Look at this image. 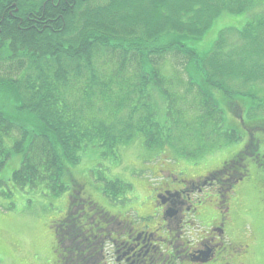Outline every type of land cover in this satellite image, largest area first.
I'll list each match as a JSON object with an SVG mask.
<instances>
[{
  "label": "trees",
  "instance_id": "1",
  "mask_svg": "<svg viewBox=\"0 0 264 264\" xmlns=\"http://www.w3.org/2000/svg\"><path fill=\"white\" fill-rule=\"evenodd\" d=\"M260 9L264 0H0V171L20 154L13 188L57 198L86 152L135 145L154 161L191 160L236 141L216 92L233 109L264 86V13L221 30L205 54L191 44L221 14ZM257 151L249 140L237 157L260 162ZM233 167L240 177L242 162ZM125 187L106 181L102 194L122 203ZM53 230L58 241L78 235Z\"/></svg>",
  "mask_w": 264,
  "mask_h": 264
},
{
  "label": "rangeland",
  "instance_id": "2",
  "mask_svg": "<svg viewBox=\"0 0 264 264\" xmlns=\"http://www.w3.org/2000/svg\"><path fill=\"white\" fill-rule=\"evenodd\" d=\"M263 13L264 9L251 15L221 14L212 22L202 38L192 43L191 46L197 53L205 54L211 49L221 30L240 31L250 20ZM246 92L248 97L243 98L244 105H235L233 109L227 105L228 98L224 94L216 92L215 99L219 108L223 110L225 126L234 131L235 137L238 139L225 144L215 154H208L201 160L191 159V163H189V167L196 169L190 173L189 177L191 178L204 175L212 170L217 171L227 161L244 153L251 138L257 141L260 162L255 159V156L249 155H245L241 161L242 166L245 167L242 170V172L245 171V178L233 190L231 198L233 221L227 234L221 237L223 248L225 250L233 249L228 264H264V86L254 89L247 88ZM230 100L232 101L231 98ZM239 112L238 119L234 114ZM137 148L134 145L122 151L120 156L113 158H102L97 152H86L81 156L80 161L71 167V176L74 177L75 182H78V185H84L86 192L84 197L89 195L91 200L105 213L112 216L123 214L125 218L129 217L128 219L133 222L148 224L150 219L142 220L137 212L146 208L141 200L150 194L148 179L155 180L151 181L152 183L160 179H156L150 171L161 164L173 167L172 163L181 159L164 156L154 161L152 160L153 154ZM210 155L212 157L208 158ZM21 159L22 155L20 154L12 155L0 171V264H55L59 261L62 253L57 247L54 248L53 224L64 214L68 206L66 204L67 196L72 191L67 189L59 197L53 198L51 195H42L39 191L13 188L10 178L12 172L20 166ZM166 174L167 172L163 173L161 177L164 178ZM185 175L184 172H181V176ZM231 176L225 185H219L218 189L216 188L220 194H224L232 182L239 178L234 173ZM223 178L227 177L222 175L220 179ZM114 179L130 186V188L125 187L124 193L117 194L118 200L123 201L122 203H113L102 194L103 184ZM183 181L185 180L183 179ZM209 192L211 193L209 198L203 196V193L196 195L200 202L202 200L204 202L203 205L198 204L196 208L198 217L196 225L193 224L195 222L193 217H190L193 226L191 230H188L187 236L193 245L198 244L203 236L211 233L210 227L215 224L213 219L218 222L217 217H220L215 209L218 206L216 190L211 189ZM196 196H193L194 202ZM75 203L71 204L65 219L75 217L77 226V224H82L83 219L78 220L79 215L75 216L77 210ZM201 217H204V220L201 221L199 219ZM163 230L165 236L166 229ZM81 237L79 236L76 241H80ZM62 245L65 246L66 243L63 241ZM109 246V243L101 245L104 260H100V262L113 264L106 258L110 257V252L107 251ZM241 255L244 257L242 260ZM50 260L52 261L49 262ZM191 263L200 264L198 262Z\"/></svg>",
  "mask_w": 264,
  "mask_h": 264
},
{
  "label": "flooded vegetation",
  "instance_id": "3",
  "mask_svg": "<svg viewBox=\"0 0 264 264\" xmlns=\"http://www.w3.org/2000/svg\"><path fill=\"white\" fill-rule=\"evenodd\" d=\"M210 157L212 155L208 156ZM237 158L234 157L227 161L217 171L212 170L204 175L192 177L193 179L189 176L196 169L189 167L191 160L188 159L174 161L173 167L161 164L152 169L150 171L152 175L156 179L160 178L155 183H150L151 179L147 181L153 202L150 204V195H148L142 201L146 208L137 212L142 220L150 219L148 224L133 222L125 218L123 214L112 216L105 213L103 209H99L100 207L91 200L89 195L84 197L86 192L83 184L81 186L78 183L72 184V187L70 186L72 192L67 196V205L69 206L70 201L77 202L75 216L79 215L77 219H83V221L77 226L75 217L59 221L66 213L68 214L67 206L62 217L54 222L62 223L66 228V235L71 231L78 233L75 237L67 236L64 241L65 246L62 245L61 236L58 241L54 233V248L57 247L62 253L55 264H107L104 261L100 262L104 260L101 245L104 246L107 243L110 244L107 249L110 257L106 258L113 264H192L191 262L228 264L233 249L225 250L221 237L231 228L234 217L231 211L232 193L237 184L245 178V171L240 172L241 176L232 182L224 194H220L217 187L225 185L228 178L232 177L231 174L238 172V168L226 167L234 166L242 161L240 158H238L239 161L236 160ZM165 172L167 174L162 178L161 175ZM181 172L186 175L181 176ZM222 175L227 178L220 179ZM211 189L216 190L218 206L215 209L220 217H217L218 222L213 219L215 224L210 227L211 233L203 236L198 244L193 245L187 236L188 230H191L193 226L190 217L197 214L198 204L204 202V200L200 202L196 195L203 193V196L209 198ZM194 195L196 196L195 202L193 201ZM163 229H166L165 236ZM79 236L83 238L81 242L76 241ZM240 258L244 259L242 255Z\"/></svg>",
  "mask_w": 264,
  "mask_h": 264
},
{
  "label": "crops",
  "instance_id": "4",
  "mask_svg": "<svg viewBox=\"0 0 264 264\" xmlns=\"http://www.w3.org/2000/svg\"><path fill=\"white\" fill-rule=\"evenodd\" d=\"M197 218H198V217H196V216H195V217H193V220L195 221V223L197 222V220H196ZM200 219H201V221H202V220H204V218H203V217H201Z\"/></svg>",
  "mask_w": 264,
  "mask_h": 264
}]
</instances>
